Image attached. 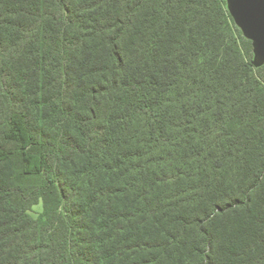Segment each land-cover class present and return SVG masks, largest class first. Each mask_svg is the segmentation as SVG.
I'll return each instance as SVG.
<instances>
[{
    "label": "trees",
    "instance_id": "16d2710c",
    "mask_svg": "<svg viewBox=\"0 0 264 264\" xmlns=\"http://www.w3.org/2000/svg\"><path fill=\"white\" fill-rule=\"evenodd\" d=\"M253 57L226 0H0V264H264Z\"/></svg>",
    "mask_w": 264,
    "mask_h": 264
},
{
    "label": "water",
    "instance_id": "95a60500",
    "mask_svg": "<svg viewBox=\"0 0 264 264\" xmlns=\"http://www.w3.org/2000/svg\"><path fill=\"white\" fill-rule=\"evenodd\" d=\"M226 1L235 23L252 41L253 64L256 67L264 65V0Z\"/></svg>",
    "mask_w": 264,
    "mask_h": 264
},
{
    "label": "rangeland",
    "instance_id": "374dc122",
    "mask_svg": "<svg viewBox=\"0 0 264 264\" xmlns=\"http://www.w3.org/2000/svg\"><path fill=\"white\" fill-rule=\"evenodd\" d=\"M42 211V203H40L39 205H36L32 211V214L34 216H37L40 212Z\"/></svg>",
    "mask_w": 264,
    "mask_h": 264
}]
</instances>
